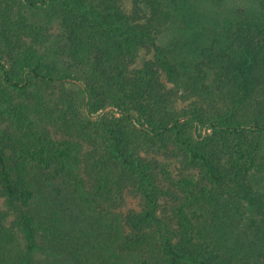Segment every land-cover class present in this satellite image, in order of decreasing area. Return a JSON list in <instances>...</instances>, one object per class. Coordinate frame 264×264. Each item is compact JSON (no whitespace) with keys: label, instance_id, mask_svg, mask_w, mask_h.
<instances>
[{"label":"trees","instance_id":"trees-1","mask_svg":"<svg viewBox=\"0 0 264 264\" xmlns=\"http://www.w3.org/2000/svg\"><path fill=\"white\" fill-rule=\"evenodd\" d=\"M50 1L67 32L64 52L76 64L92 63L95 80L102 78L96 96L122 101L124 119L147 123L163 144L173 132L181 141L190 139L187 146L211 174L231 180L216 196L186 198L166 224L159 198H142L139 211L123 210L119 185L131 184L136 171L139 182L146 175L137 162L142 154L136 135L123 122H110L112 139H94L80 129L88 143L79 160L64 155L44 130L3 131L0 197L16 200L21 211L13 226L0 228V264H264V0H136L130 12L121 0ZM1 2L0 57L8 62L0 59L3 82L26 95L34 91L29 86L55 79L50 76L56 69L46 61L20 73L26 69L22 53L38 51L41 43L11 39L17 35L15 0ZM27 2L36 6L39 0ZM152 34L156 63L141 75L154 94L146 106L138 99L150 96L145 82L129 75L126 59L129 51L149 45ZM163 74L178 88L204 96L211 108L202 111L204 123L213 126L209 136L197 140L174 116V90L160 83ZM0 106L23 121L36 115L7 98L0 97ZM68 107L71 113L74 105ZM255 127L253 139L245 132ZM82 169L88 171L85 180ZM21 229L33 237L28 247L19 241ZM36 240L49 259L30 254Z\"/></svg>","mask_w":264,"mask_h":264},{"label":"rangeland","instance_id":"rangeland-1","mask_svg":"<svg viewBox=\"0 0 264 264\" xmlns=\"http://www.w3.org/2000/svg\"><path fill=\"white\" fill-rule=\"evenodd\" d=\"M135 2L136 0H121V5L126 12H130L135 6ZM14 5L15 19L12 21V26L14 31L17 30V35L14 32L15 36H12L11 39L14 42L31 39L33 42L41 43L38 51H35L34 47H30L22 53L21 59L26 64V69H20V73L26 74L38 62L45 65L46 61L55 67L56 72L50 76L55 79L29 86L34 91H29L24 95L19 91L20 88H12L3 82L0 70V97L7 98L10 102H16L25 112L36 114L33 115L34 118L31 115L30 118L23 121L18 119L9 107L0 106V139L3 135H14V128H17L18 132L24 128L30 129L29 131L32 132H43L35 130H44L54 142L63 148L64 155L70 153L79 160L81 153L85 150L86 143H88L85 139L81 140V136L78 134L80 129L86 131L85 136H94V139L97 137L112 139V124L110 122H123L131 131V135H136L133 136V140L137 144V150L142 154V156H138L141 161L137 162L143 166L141 170L146 174L144 180L139 182L137 178H140L141 175L136 171V175L131 179V184H126L125 187L123 184L119 185L122 186V196L125 198L123 210L135 209L139 211L144 202L142 198H159L158 212L164 216L166 224L178 206L186 202V198L203 196L210 198V196H216L220 192L219 189L228 188L231 179L229 177L218 179L211 174L202 156L187 146L190 139L189 142L181 141V135L173 132L167 134L168 142L163 144L162 142H166L164 138L158 135L153 136L155 133L147 131L149 128L147 123L124 119L120 112L122 101H118L114 96L107 99L96 96L98 87L95 85L100 83L102 78L95 80L97 72L93 69L92 63L87 61L85 64H76L69 56L70 51L64 52L63 45L67 43V32L65 33L61 25L55 4L52 1L39 0L36 6H31L27 0H15ZM2 6L5 7V4L0 0V9ZM2 20L3 16H0V24ZM16 26L17 29H15ZM152 37V40L147 39L150 44L146 47L129 51L126 59V70L129 75H137L139 79L147 71L148 64L156 63V48L153 40L156 43L157 37L155 34H152ZM20 43L23 44L21 41ZM0 59L8 65L5 57H0ZM142 78L147 87L145 95L149 93L150 96L138 95V99L142 101V105L148 106L152 95L154 96L153 89L148 84V79L145 76ZM160 83L167 89L174 90V94L169 99L171 100L170 108L175 112L174 116L181 117L182 122H186L184 126L191 128L197 140L209 136L213 126L204 123L207 116L203 115L202 111H209L211 108L206 105L204 96L198 98L200 95L197 92L178 88L174 80L165 74L162 75ZM69 102L74 105L71 113H68L70 112ZM196 103L198 104L196 105ZM65 111L66 116L64 115ZM191 117L201 119L202 122L190 123L188 120L191 121ZM75 124L78 125L77 129ZM175 129L177 130V128ZM250 130L251 132L245 133H248V136H253L254 139L257 129L255 127L254 130L251 128ZM3 131L9 132L6 134ZM91 137H86V139ZM262 142L264 143V138ZM7 148L5 150L8 156H12L10 147ZM136 157L134 153L133 158ZM83 158L82 154L81 159ZM87 173L86 169L84 171L82 169L81 179L85 180ZM153 193L157 195L155 196ZM0 207L2 211L0 228L13 226L21 211L20 204L9 196H1ZM19 241L24 247H28L34 240L27 229H21ZM30 254L41 260L49 259V254H46L38 240L34 242Z\"/></svg>","mask_w":264,"mask_h":264}]
</instances>
